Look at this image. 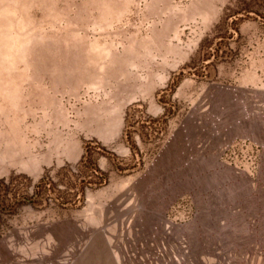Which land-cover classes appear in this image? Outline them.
<instances>
[{"label": "rangeland", "instance_id": "obj_1", "mask_svg": "<svg viewBox=\"0 0 264 264\" xmlns=\"http://www.w3.org/2000/svg\"><path fill=\"white\" fill-rule=\"evenodd\" d=\"M0 264H264V0H0Z\"/></svg>", "mask_w": 264, "mask_h": 264}]
</instances>
